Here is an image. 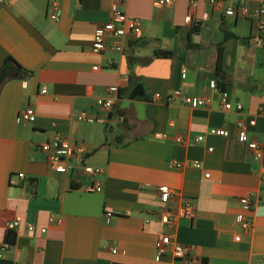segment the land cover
<instances>
[{"label":"crops","instance_id":"obj_1","mask_svg":"<svg viewBox=\"0 0 264 264\" xmlns=\"http://www.w3.org/2000/svg\"><path fill=\"white\" fill-rule=\"evenodd\" d=\"M51 1H0V70L11 58L24 71L11 63L14 78L0 88V264H187L171 249L156 252L169 233L160 209L177 212L187 202L196 217L175 219L173 243L206 264H264V211L256 204L249 212L240 201L264 197V157L255 159L238 137L239 124L253 121L248 139H264L260 1L195 0L191 8L190 0H177L158 8L156 0H119L121 12L142 21L143 36L110 38L100 54L92 51L95 31L118 0H59L55 16ZM241 4L246 17L227 15ZM214 82L241 112L225 109ZM174 92L212 103H170ZM27 107L33 123L21 117ZM82 112L92 118L78 121ZM212 128L227 134L210 135ZM56 133L87 147L84 164L102 170L101 193L88 191L91 180L80 172L49 168L40 147ZM163 186L174 193L167 205ZM18 216L23 222L4 249L7 224ZM241 218L252 219L250 232Z\"/></svg>","mask_w":264,"mask_h":264},{"label":"built area","instance_id":"obj_2","mask_svg":"<svg viewBox=\"0 0 264 264\" xmlns=\"http://www.w3.org/2000/svg\"><path fill=\"white\" fill-rule=\"evenodd\" d=\"M4 2V0H0ZM177 0H156L155 4L158 8H167L174 6ZM261 5L254 11V16L256 18L261 17L264 14V0H259ZM119 0L113 5L112 14L110 20L97 27L95 31L94 43L92 46V51L94 53L100 54L103 53L106 49L108 39L114 38L116 40L124 39L125 37H130L132 40L140 39L143 36V23L139 19H134L128 17L126 14L121 12L118 9ZM210 3L220 6V0H210ZM59 0L51 1V9L53 11V16L59 10ZM191 8L196 6L195 0H190ZM240 14L246 17L249 14L248 7L245 4H241L237 7H234L231 10L227 11V15H237ZM191 20V17H188V21ZM211 90L218 93L221 97V103L224 105L226 110L235 109L239 112L243 110L242 104L238 103L236 106H233L227 101L226 93L222 92L217 83L211 84ZM41 93L46 94L47 89H42ZM160 94L156 93L154 99H159ZM167 101L170 103H177L179 105H188L193 107H208L212 103V98L209 96L202 98H193L190 96H185L180 92H174L167 97ZM112 107L110 101H105L101 104V108L105 111H109ZM21 117L29 122L33 123L36 120V113L32 107H27L21 112ZM92 117L89 116L86 112H82L77 116L78 121H88ZM95 118V117H94ZM97 121H102V119L97 118ZM254 124L253 121H246L240 123L238 126V137L241 142L245 143L247 148L251 151L255 159L261 161L264 157V139L262 141H256L254 139H248V129ZM210 135L214 136H226L227 132L225 129L212 128L209 130ZM203 137H198L197 141L201 142ZM178 142H182L180 137L177 138ZM42 153L45 154L46 160L49 168L52 171L68 174L80 172L82 175L88 177L91 180L88 191L101 193L103 191V184L101 180L102 170L100 168L92 167L84 164L86 156L88 154V149L83 144H73L68 138L63 137L61 134L56 133L53 138L44 142L40 147ZM212 151L213 149H209ZM180 166V165H177ZM196 168H200L201 164L196 162L194 164ZM208 176V175H206ZM19 179H24V174L18 175ZM14 184V182H12ZM262 183L264 185V176L262 177ZM158 192L160 194V200L164 205H167L173 197V191L168 187H159ZM242 206L247 211H252L255 205H259L264 211V197L259 199L254 198V194H249L248 196L240 199ZM113 216V213L109 212L106 214L107 219L109 220ZM177 217L187 218L193 221L196 217L195 207L187 202L181 209L177 212L162 207L159 212V222L162 225H166L169 233L162 234L159 237V244L157 246L156 252L157 255L163 256L170 249L172 250L174 256L179 260L186 262L187 264H206L205 260L193 256L190 254V248L188 246L175 244L172 242V231L174 228V221ZM23 219L21 217H16L7 224V239L3 244L4 249H8L12 246L11 241L8 240V235L21 226ZM50 222H55L54 218L50 219ZM240 225L244 232H250L254 223L252 219H240ZM27 229L30 232L35 230L33 225H27ZM42 233H46V229L41 230ZM116 253V251H113Z\"/></svg>","mask_w":264,"mask_h":264},{"label":"trees","instance_id":"obj_3","mask_svg":"<svg viewBox=\"0 0 264 264\" xmlns=\"http://www.w3.org/2000/svg\"><path fill=\"white\" fill-rule=\"evenodd\" d=\"M229 38V35L226 34L225 35V38H224V41L227 40ZM224 42H222L220 45H219V49L222 50V46H223ZM157 57L159 58H171L172 57V53L171 52H167V51H159L156 53ZM222 62V53L221 51L219 52V56L217 58V66H220ZM11 63H13L16 67V70L18 72H23V69L11 58H7L3 67L1 68L0 70V88L6 83L8 82L9 80L13 79L14 77L12 75H10L7 71V69L9 68V66L11 65ZM221 89V87H219ZM222 90V89H221ZM8 240L9 241H14V238H11V237H8Z\"/></svg>","mask_w":264,"mask_h":264}]
</instances>
